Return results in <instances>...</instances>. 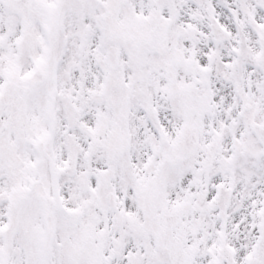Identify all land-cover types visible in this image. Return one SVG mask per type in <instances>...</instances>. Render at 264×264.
Wrapping results in <instances>:
<instances>
[{
  "label": "snow or ice",
  "instance_id": "obj_1",
  "mask_svg": "<svg viewBox=\"0 0 264 264\" xmlns=\"http://www.w3.org/2000/svg\"><path fill=\"white\" fill-rule=\"evenodd\" d=\"M0 264H264V0H0Z\"/></svg>",
  "mask_w": 264,
  "mask_h": 264
}]
</instances>
